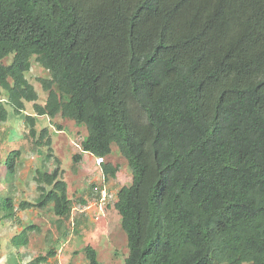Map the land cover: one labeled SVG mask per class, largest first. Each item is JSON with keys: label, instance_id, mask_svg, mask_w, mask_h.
I'll return each instance as SVG.
<instances>
[{"label": "trees", "instance_id": "1", "mask_svg": "<svg viewBox=\"0 0 264 264\" xmlns=\"http://www.w3.org/2000/svg\"><path fill=\"white\" fill-rule=\"evenodd\" d=\"M34 64L42 104L26 78ZM29 103L33 114L22 117ZM15 117L29 146L48 149L46 160L51 140L47 128L37 132L39 117L85 127L71 167L82 153L103 159V182L88 193L95 204L118 172L105 159L115 147L125 160L131 184L108 189L106 200L120 216L124 264H264V0H0L8 180L22 156L7 151ZM33 180L35 203L16 207L9 187L0 221L22 226L18 211L49 207L63 236L88 222L78 210L86 201L68 197L59 168H37ZM20 231L13 248L38 227ZM56 248L29 264H47ZM82 252L100 264L93 247ZM12 257L8 264H22Z\"/></svg>", "mask_w": 264, "mask_h": 264}, {"label": "rangeland", "instance_id": "2", "mask_svg": "<svg viewBox=\"0 0 264 264\" xmlns=\"http://www.w3.org/2000/svg\"><path fill=\"white\" fill-rule=\"evenodd\" d=\"M12 56L7 57L3 63L9 65ZM44 76L37 64L26 74V78L33 84L38 94V102L42 104L45 100V93L42 91L37 78ZM6 98L2 93V98ZM10 118L14 115L13 109L6 105ZM33 114L32 104H26L25 112L21 115ZM18 117H20L18 115ZM15 117L8 121L10 136L7 144V151L18 149L22 156L13 180H8L5 168L0 167V196H5L9 187L14 197L15 205L21 201L35 203L38 197L36 183L33 180L38 169L53 171L59 168L62 171L63 180L68 188V197L73 200H85L87 205L78 209L85 210L88 222L81 223L74 232L69 230L63 236L64 226L56 225V218L50 212L49 207L44 209L32 208L19 212L17 217L21 220L22 226L34 224L38 231L30 232L29 243L23 248H13L10 244L11 238L22 230L14 221H0V264H8L10 257L18 258L22 264H29L38 256L46 255L47 250L55 246V256L47 259V264H87L82 252L83 248L90 245L98 255L100 264H124L128 255L125 235L121 230L120 216L113 208H107L105 204H95L89 201L88 193L92 184L103 182V174L100 165L88 154L82 156V161L75 167L72 166V157L81 154L78 144L86 137L85 127L76 125L72 121L57 117L50 120L47 117H39L36 123V130L43 128L49 130L51 140V156L46 160L48 149L29 146L22 136V119ZM59 126V128L57 127ZM28 147V150H26ZM114 153L105 161L117 166L118 172L115 178L103 183L101 190L108 195V189L115 194L124 186L131 184V173L125 160L113 148ZM3 154L2 162L5 160ZM96 160H100L99 158ZM102 163V162H101ZM73 168L76 169L74 172ZM8 180V181H7ZM103 194V193H102ZM107 199V197H105ZM102 200V197H101ZM103 201V200H102ZM13 258V257H12Z\"/></svg>", "mask_w": 264, "mask_h": 264}, {"label": "clouds", "instance_id": "3", "mask_svg": "<svg viewBox=\"0 0 264 264\" xmlns=\"http://www.w3.org/2000/svg\"><path fill=\"white\" fill-rule=\"evenodd\" d=\"M78 146H79V145H78ZM79 149H80V148H79ZM84 154H86V153H82V156H83ZM91 157H92V156H91ZM92 158L95 160V162H97V165H101V162H103V159H101V158H99L100 160H96V159H98V158H94V157H92ZM99 189H101V188H99ZM99 189H98V190H99ZM100 192H101L100 194H101V197H102V190H101ZM103 192H104V191H103ZM106 197H107V195H106ZM106 200H107V199L105 198V199L102 201L101 198H100V202H99V203L104 205L105 202H106Z\"/></svg>", "mask_w": 264, "mask_h": 264}, {"label": "built area", "instance_id": "4", "mask_svg": "<svg viewBox=\"0 0 264 264\" xmlns=\"http://www.w3.org/2000/svg\"><path fill=\"white\" fill-rule=\"evenodd\" d=\"M103 194H102V200H104L105 199V197H106V194H105V192H102Z\"/></svg>", "mask_w": 264, "mask_h": 264}]
</instances>
